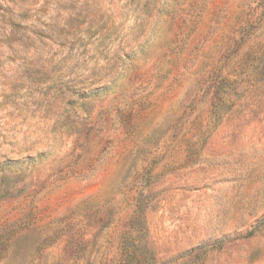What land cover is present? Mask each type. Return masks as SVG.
I'll use <instances>...</instances> for the list:
<instances>
[{"label": "rangeland", "instance_id": "374dc122", "mask_svg": "<svg viewBox=\"0 0 264 264\" xmlns=\"http://www.w3.org/2000/svg\"><path fill=\"white\" fill-rule=\"evenodd\" d=\"M0 264H264V0H0Z\"/></svg>", "mask_w": 264, "mask_h": 264}]
</instances>
